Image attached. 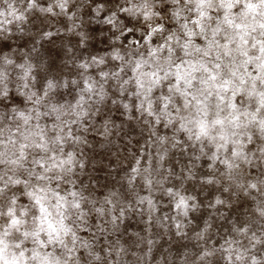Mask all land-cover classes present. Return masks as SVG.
<instances>
[{
	"label": "clouds",
	"instance_id": "obj_1",
	"mask_svg": "<svg viewBox=\"0 0 264 264\" xmlns=\"http://www.w3.org/2000/svg\"><path fill=\"white\" fill-rule=\"evenodd\" d=\"M0 264H264V0H0Z\"/></svg>",
	"mask_w": 264,
	"mask_h": 264
}]
</instances>
